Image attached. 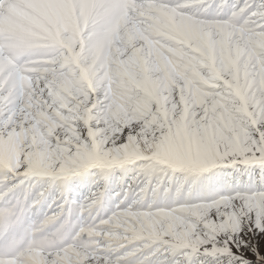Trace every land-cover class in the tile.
I'll list each match as a JSON object with an SVG mask.
<instances>
[{
	"label": "snow or ice",
	"instance_id": "1",
	"mask_svg": "<svg viewBox=\"0 0 264 264\" xmlns=\"http://www.w3.org/2000/svg\"><path fill=\"white\" fill-rule=\"evenodd\" d=\"M0 264H264V0H0Z\"/></svg>",
	"mask_w": 264,
	"mask_h": 264
},
{
	"label": "clouds",
	"instance_id": "2",
	"mask_svg": "<svg viewBox=\"0 0 264 264\" xmlns=\"http://www.w3.org/2000/svg\"><path fill=\"white\" fill-rule=\"evenodd\" d=\"M38 67H42V66H38Z\"/></svg>",
	"mask_w": 264,
	"mask_h": 264
}]
</instances>
